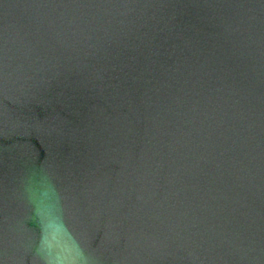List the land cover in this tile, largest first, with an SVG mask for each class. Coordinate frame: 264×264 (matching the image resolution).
Masks as SVG:
<instances>
[{
    "label": "water",
    "instance_id": "1",
    "mask_svg": "<svg viewBox=\"0 0 264 264\" xmlns=\"http://www.w3.org/2000/svg\"><path fill=\"white\" fill-rule=\"evenodd\" d=\"M0 264H264V0H0Z\"/></svg>",
    "mask_w": 264,
    "mask_h": 264
}]
</instances>
